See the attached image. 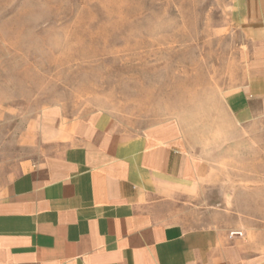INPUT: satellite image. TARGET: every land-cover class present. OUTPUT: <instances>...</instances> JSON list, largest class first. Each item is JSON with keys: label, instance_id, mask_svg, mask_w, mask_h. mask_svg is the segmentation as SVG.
<instances>
[{"label": "crops", "instance_id": "0c3cea01", "mask_svg": "<svg viewBox=\"0 0 264 264\" xmlns=\"http://www.w3.org/2000/svg\"><path fill=\"white\" fill-rule=\"evenodd\" d=\"M232 16L246 42L225 97L236 149L264 120V0H232ZM217 142L169 123L127 137L106 112L56 126L0 184V264H264V185L232 183Z\"/></svg>", "mask_w": 264, "mask_h": 264}, {"label": "rangeland", "instance_id": "374dc122", "mask_svg": "<svg viewBox=\"0 0 264 264\" xmlns=\"http://www.w3.org/2000/svg\"><path fill=\"white\" fill-rule=\"evenodd\" d=\"M245 43L232 0H0V184L56 126L106 112L127 137L169 123L216 139L232 183L263 186L264 120L224 144Z\"/></svg>", "mask_w": 264, "mask_h": 264}, {"label": "built area", "instance_id": "2783aa9c", "mask_svg": "<svg viewBox=\"0 0 264 264\" xmlns=\"http://www.w3.org/2000/svg\"><path fill=\"white\" fill-rule=\"evenodd\" d=\"M233 235L235 234V235H241L242 233L241 232H233L232 233Z\"/></svg>", "mask_w": 264, "mask_h": 264}]
</instances>
